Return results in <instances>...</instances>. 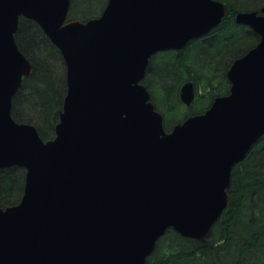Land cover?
Returning <instances> with one entry per match:
<instances>
[{
  "label": "water",
  "instance_id": "1",
  "mask_svg": "<svg viewBox=\"0 0 264 264\" xmlns=\"http://www.w3.org/2000/svg\"><path fill=\"white\" fill-rule=\"evenodd\" d=\"M71 0H0V169H25L0 203V264H148L168 229L205 241L230 202L235 166L264 136V5L234 21L259 35L226 76L227 94L170 130L143 83L150 58L222 24L221 0H108L69 19ZM34 20L58 48L66 93L55 135L12 114L33 70L16 32ZM191 105L195 84L180 87Z\"/></svg>",
  "mask_w": 264,
  "mask_h": 264
},
{
  "label": "trees",
  "instance_id": "2",
  "mask_svg": "<svg viewBox=\"0 0 264 264\" xmlns=\"http://www.w3.org/2000/svg\"><path fill=\"white\" fill-rule=\"evenodd\" d=\"M107 1L71 0L69 16L79 20L95 17ZM221 1L228 7L227 16L208 37L195 40L185 49L160 51L151 57L144 81L156 108L165 115L166 128L190 114L203 112L215 96L229 92L230 83L226 76L229 63H223L222 59V66H225L220 80L214 77L218 91L211 95L212 99L202 102L199 107L195 105L197 109L190 106L189 112L186 110L182 118L176 119L172 126L168 125L166 120L169 111H179L173 108L183 106L178 88L184 80L194 78L196 63L217 71L216 63L223 57V53H228L229 59L234 61L259 41V35L248 26L236 23L233 15L238 9L247 8L250 2L264 3V0H245L240 4L237 0ZM101 2L104 3L102 8L96 10V5ZM16 40L31 60L33 70L25 77L23 85L13 97L12 114L18 121L35 124L44 139L52 138L66 93V69L63 65L59 72L53 60L63 58L58 48L32 19L21 17ZM206 41L215 42V51L211 55L200 59L196 51L191 53L194 44L200 43L202 46ZM157 56L161 61L159 69L153 66L159 61ZM157 83L162 92L155 88ZM24 182V168L11 166L0 169V203L3 206L17 203L23 194ZM228 190L229 205L205 241L184 237L168 229L157 241L154 251L148 257V264H264V136L255 143L247 157L235 166Z\"/></svg>",
  "mask_w": 264,
  "mask_h": 264
},
{
  "label": "rangeland",
  "instance_id": "3",
  "mask_svg": "<svg viewBox=\"0 0 264 264\" xmlns=\"http://www.w3.org/2000/svg\"><path fill=\"white\" fill-rule=\"evenodd\" d=\"M78 1V0H77ZM238 3H244L245 0H237ZM246 3V2H245ZM254 2H250V4H248L249 6H247V8H242L243 10H257L259 9L261 6L264 5V3H261V2H258V3H255L253 4ZM104 3H99L96 5L95 9L96 10H99L102 8ZM242 9H238L239 11L242 10ZM102 12V11H101ZM101 12L98 14V15H95V16H99L101 14ZM238 12V11H236ZM235 12V13H236ZM234 13V15H235ZM233 15V16H234ZM69 19H72L70 16H69ZM198 39H204V38H197V39H194L192 40L189 44H191L192 42H194L195 40H198ZM188 44V45H189ZM187 45V46H188ZM186 46V47H187ZM214 46H215V42L213 41H206L205 44H203L202 46H200V43H196L194 44L192 47H191V53L194 54V52L196 51V54L197 56L200 58V59H203L205 57H208L209 55H211L215 50H214ZM185 47V48H186ZM183 48V49H185ZM213 48V49H212ZM212 49V50H211ZM172 50V49H171ZM175 50V49H174ZM158 53V52H157ZM237 57V56H236ZM235 57V58H236ZM233 58V59H235ZM223 59V61H222ZM225 59V60H224ZM151 60V58H150ZM157 60H159V57L157 56ZM223 63H226L227 62V67L226 69H229L231 64L233 63V60L231 61V59H229L228 57V53H223V57L220 59V61H218L216 63L217 65V71H214V69H212L211 67L209 66H200L199 64H195L194 66V69H193V73L195 74L194 78H190L191 80L194 81V84H195V99L194 101L192 102V104L190 105L193 109H197L196 107H199V105L202 104V102L204 103L207 99H212L211 95L214 94L216 91H218V88H217V85L215 86V84H217V81L214 80V77L217 76V80L220 78V74H222V70H223V67L225 66H222V62ZM225 61V62H224ZM229 61V62H228ZM54 62V65H55V68L57 70H59V72L62 71V68H63V65L65 67V64H64V61L63 59H60V58H57L55 60H53ZM151 62V61H150ZM155 63V62H154ZM150 64V63H149ZM218 65H220L218 67ZM155 67V69H159L161 67V61H156L155 65H153ZM222 66V67H221ZM222 68V69H221ZM145 77L144 79L142 80L143 83L145 84ZM220 80V79H219ZM185 81V80H184ZM183 81V82H184ZM182 82V83H183ZM212 83V84H211ZM146 85V84H145ZM158 83L156 84L155 88L158 89V91L162 92L161 90L162 89H159L158 88ZM182 84H180V87H181ZM180 87L178 88V94H179V89ZM211 101V100H210ZM209 101V102H210ZM198 104V105H197ZM182 105L183 106H180L177 108V106H175L173 109H177L179 111H169V114H167V120H166V123L169 125H171L176 119H180L184 116V113L186 112V110L189 112L191 110V108H189L190 106H187L186 104H184L182 102ZM195 105H197L195 107ZM194 106V107H193ZM163 109H165V107H162ZM159 110V109H158ZM166 110V109H165ZM182 110V111H180ZM160 111V110H159ZM162 114H163V118H165L164 116V113L163 111H160ZM167 113V111H166ZM165 125V123H164ZM172 126V125H171ZM171 127H168L166 129H170ZM227 209V208H226ZM225 209V210H226ZM222 216V215H221ZM211 237L208 238V240L210 239Z\"/></svg>",
  "mask_w": 264,
  "mask_h": 264
},
{
  "label": "flooded vegetation",
  "instance_id": "4",
  "mask_svg": "<svg viewBox=\"0 0 264 264\" xmlns=\"http://www.w3.org/2000/svg\"><path fill=\"white\" fill-rule=\"evenodd\" d=\"M210 34H211V33H209L208 35H206V36H204V37H202V38H206V37H208Z\"/></svg>",
  "mask_w": 264,
  "mask_h": 264
},
{
  "label": "bare ground",
  "instance_id": "5",
  "mask_svg": "<svg viewBox=\"0 0 264 264\" xmlns=\"http://www.w3.org/2000/svg\"><path fill=\"white\" fill-rule=\"evenodd\" d=\"M250 28V27H249Z\"/></svg>",
  "mask_w": 264,
  "mask_h": 264
}]
</instances>
